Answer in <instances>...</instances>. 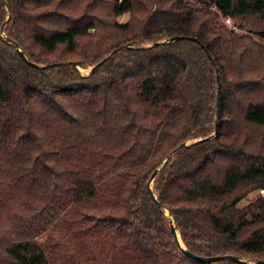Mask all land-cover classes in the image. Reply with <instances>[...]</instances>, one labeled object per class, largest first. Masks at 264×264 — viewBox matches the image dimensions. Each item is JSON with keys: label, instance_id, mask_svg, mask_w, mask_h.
Segmentation results:
<instances>
[{"label": "trees", "instance_id": "trees-1", "mask_svg": "<svg viewBox=\"0 0 264 264\" xmlns=\"http://www.w3.org/2000/svg\"><path fill=\"white\" fill-rule=\"evenodd\" d=\"M165 209L264 261V0H0V264H243Z\"/></svg>", "mask_w": 264, "mask_h": 264}, {"label": "water", "instance_id": "water-1", "mask_svg": "<svg viewBox=\"0 0 264 264\" xmlns=\"http://www.w3.org/2000/svg\"><path fill=\"white\" fill-rule=\"evenodd\" d=\"M4 4H5V3H4ZM5 5H6V4H5ZM178 39H180V37L171 38V39H169L168 41H164V42H170V41H174V40H178ZM8 41H9L10 43H12V44L15 45V47H16L17 50H18V53L21 55L22 58L25 59V56H24L23 52L21 51V49L18 48L17 45H16L12 40L8 39ZM164 42H163V43H164ZM127 48H131V47H130V46H122V47L118 48L117 50H115L112 54H110V56H112L113 54H115V53H116L117 51H119V50L127 49ZM104 61H105V60H102L101 62H99V63L96 64L95 66L91 67L89 73L93 72V70H94L97 66L101 65ZM73 66L77 69V64H73ZM218 84H219V81H218ZM219 94H220V87H219V85H218V87H217V92H216V106H218V104H219ZM216 120H217V111H216V116H215V121H216ZM215 128H216V125H215ZM213 135H214V134H213ZM213 135H212L211 137H213ZM202 139H204V138H200V139H197V140H192V141H188V142H186V143L180 144L179 146H177V147L172 151V153L169 155V157H170L171 155H173L176 151H178L180 148H182V147H186V146H188V145H190V144H192V143H195V142H197V141H200V140H202ZM165 161H166V160H165ZM165 161H164V162H165ZM164 162H163V163H164ZM157 171H158V170H156V172H157ZM156 172H155V173H156ZM155 173L153 174L152 178L154 177ZM152 178H151V180L148 182V190H149V191H151ZM153 199H155V197H153ZM158 205H159V203H158ZM165 212H166V215L170 218V221H169V222H170V230H171V233H172V235H173L174 243H175V245H176L178 248L181 249V251H182L187 257H189V258H191V259H194V260H198V261H200V262H204V263H211V262H215V261H218V260H221V259H229V260H234V261H237V262H239V263H243V264H264V261H257L256 263H250V262H246V261H243V260H240V259H236V258H234V257H232V256H225V257H221V256H220V257H200V256H197V255H195V254H193V253L187 251V250L184 248V246L182 245V243L179 242V240H178L177 233H176V230H175L174 221H173V219H172V217H171L169 211L165 209Z\"/></svg>", "mask_w": 264, "mask_h": 264}, {"label": "rangeland", "instance_id": "rangeland-1", "mask_svg": "<svg viewBox=\"0 0 264 264\" xmlns=\"http://www.w3.org/2000/svg\"><path fill=\"white\" fill-rule=\"evenodd\" d=\"M130 19V15H123V16H121V17H118V18H116L115 20H117V22H119V23H124V22H126V21H128ZM228 19V18H227ZM227 19H225L224 20V22H225V25L228 27V28H232L236 33H238V34H246L247 33V30L246 29H240V28H238V24H239V22L238 21H234V20H230L229 21V23L228 22H226V20ZM77 70H78V72L80 73V75L81 76H87V75H89V71H90V68H85V69H83V68H80V67H78L77 66ZM192 141V140H191ZM151 188H152V184H151ZM262 192H260V194H261ZM255 196V194H252V195H250L249 196V199H251V198H253ZM242 204H245V202H243ZM165 215H166V212H165ZM167 216V215H166ZM167 218H168V220L170 221V218L167 216ZM175 225V224H174ZM175 230H176V228H175ZM176 233H177V237H179V239H180V236H179V233H178V231L176 230ZM178 239V240H179ZM174 240V239H173ZM179 242H181L182 243V241H181V239H180V241ZM182 245H183V243H182ZM184 246V245H183ZM185 248V247H184Z\"/></svg>", "mask_w": 264, "mask_h": 264}, {"label": "built area", "instance_id": "built-area-1", "mask_svg": "<svg viewBox=\"0 0 264 264\" xmlns=\"http://www.w3.org/2000/svg\"><path fill=\"white\" fill-rule=\"evenodd\" d=\"M229 21H230V19H227V20H226V22H228V23H229Z\"/></svg>", "mask_w": 264, "mask_h": 264}, {"label": "bare ground", "instance_id": "bare-ground-1", "mask_svg": "<svg viewBox=\"0 0 264 264\" xmlns=\"http://www.w3.org/2000/svg\"><path fill=\"white\" fill-rule=\"evenodd\" d=\"M178 239H179V237H178ZM179 241H180V239H179Z\"/></svg>", "mask_w": 264, "mask_h": 264}]
</instances>
